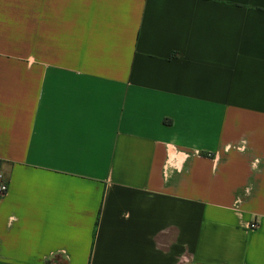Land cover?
<instances>
[{
  "label": "crops",
  "instance_id": "0c3cea01",
  "mask_svg": "<svg viewBox=\"0 0 264 264\" xmlns=\"http://www.w3.org/2000/svg\"><path fill=\"white\" fill-rule=\"evenodd\" d=\"M0 177V264H264V0H0Z\"/></svg>",
  "mask_w": 264,
  "mask_h": 264
},
{
  "label": "built area",
  "instance_id": "2783aa9c",
  "mask_svg": "<svg viewBox=\"0 0 264 264\" xmlns=\"http://www.w3.org/2000/svg\"><path fill=\"white\" fill-rule=\"evenodd\" d=\"M7 191V185L4 181L1 180L0 177V196L4 195ZM257 224L255 222L250 223V228H255Z\"/></svg>",
  "mask_w": 264,
  "mask_h": 264
}]
</instances>
